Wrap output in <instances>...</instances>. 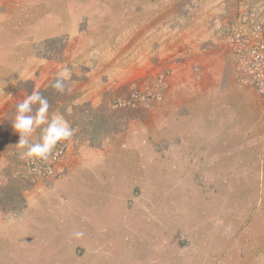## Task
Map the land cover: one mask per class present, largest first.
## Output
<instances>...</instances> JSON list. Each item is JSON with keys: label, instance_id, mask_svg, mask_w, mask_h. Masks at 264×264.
Wrapping results in <instances>:
<instances>
[{"label": "crops", "instance_id": "crops-1", "mask_svg": "<svg viewBox=\"0 0 264 264\" xmlns=\"http://www.w3.org/2000/svg\"><path fill=\"white\" fill-rule=\"evenodd\" d=\"M122 2L80 0L78 4L61 3L55 8L61 12L57 13L58 20L55 17L57 21L50 28L54 33L51 37L68 34L74 38L81 36V31L91 29L96 34L101 31L100 35L108 30L109 35L127 37L133 30V36L139 38L145 31H157L159 18L155 6L159 7L160 3L156 0H126L123 2L127 6L124 10ZM149 2L154 4L153 8L149 6L150 9L140 15L136 13L138 7ZM111 3L115 6L113 9ZM249 3V0H199L195 17L185 19L190 21L182 30L180 52L174 37L165 39L162 36L160 42L166 43L168 49L157 58L171 71L165 101L166 122L175 135L174 139L183 138V148L204 147L199 138L207 132L201 127L203 120L206 125H212L208 131L220 134L236 132V138L246 142L245 149L264 148L263 102L260 95L240 81L239 57L235 49L237 32L244 36L255 34L251 28L254 18L251 11L248 13ZM260 4L264 12V0ZM131 5L134 8L131 9ZM186 9L189 10L188 6ZM94 12L101 13L102 20L93 19L89 23L84 20ZM143 21L146 22L142 24ZM261 23L264 26V22ZM12 26V21L1 23L0 38L8 37V34L11 39L20 35L25 46L18 44L14 51V48L8 50L2 46L5 50H0L3 60L0 69L4 71L0 73L9 79L0 80V84L5 85L26 81L31 63L27 47L31 41L29 35L19 34ZM83 45L82 42H71V48L65 54L66 64L73 63V66L79 65V69H83L80 73L74 70L73 74L79 78L73 77L70 82L76 104L94 102L97 91L100 88L103 91L112 89L116 77L111 69L101 74L94 69L86 71L90 61L93 65L94 58L88 59L83 53H88V47L84 49ZM15 51L16 55H13ZM92 53H95L94 48ZM125 53L127 56L116 65L120 73L117 87L133 82V79L126 80V73L132 78L138 73L134 65L137 52L133 49ZM176 57L179 60L181 57V63H171ZM108 60L110 63V58ZM16 69L22 73L18 80L16 75L20 71ZM142 70L145 72L141 76L146 75V70ZM104 75L109 77V83L103 82ZM195 136L199 137L195 139ZM133 142L116 140L101 148L82 147L83 151L78 156L69 147L58 165V176L47 179L48 182L37 180L35 190L29 196L25 195L27 207L21 214V220L0 221V247H4L7 257L13 258L14 246L25 245L27 251L33 246V250L41 252L37 259L53 264H190L187 259L183 263L182 255L173 248L172 229L180 228L185 222L183 210L172 202L164 207L154 205L148 208L141 202L128 206L136 192L140 195L141 191L133 190L140 181L142 163L146 164L141 145ZM109 148H113L110 154L107 153ZM238 159L246 164H264V158L257 162L249 156ZM166 161V176L170 181L167 186L172 189L174 177L179 175V167L174 166L179 162L172 157ZM155 171H158L157 164ZM45 183L51 186L50 190ZM161 190L166 191V195L169 191L172 196V191L159 189L157 183L147 193L152 198ZM82 251L84 256H77ZM2 255L0 260L5 259Z\"/></svg>", "mask_w": 264, "mask_h": 264}, {"label": "rangeland", "instance_id": "rangeland-1", "mask_svg": "<svg viewBox=\"0 0 264 264\" xmlns=\"http://www.w3.org/2000/svg\"><path fill=\"white\" fill-rule=\"evenodd\" d=\"M156 1L160 3L159 7L155 6L159 18L157 31H145L143 37L138 38L134 37L133 30L127 37L109 35L108 30L101 36V31L96 34V31L90 29V31H81L83 33L81 36L73 38L68 34L51 37L54 33L50 28L58 20L57 13L61 12L55 8L61 3L78 4L80 0H0V24L12 21L14 30L19 34H28L31 40L27 46L31 61L29 78L21 83L17 81L16 85L0 84V190L4 193L0 195V221L21 220L22 211L14 209L5 212L3 208L19 206L16 203V199H19L16 193L19 192L25 198V195L29 196V193L35 190L34 186L30 191H22L26 184L23 179L25 176L26 179L33 178L35 183L37 180L48 182L39 170L32 168L30 165L32 158H22L21 154L26 148L21 149L16 146L20 139L19 133L12 127L16 105L34 90L48 88L56 80L55 75L64 68L70 70L66 82L70 91L74 93L70 82L74 78H79L73 74L74 70L80 73L83 69H79V65L73 66V63L66 64L65 54L69 52L71 42L74 44L82 42L84 49L88 47V53H83L87 54L88 59L94 58L93 65L89 60L91 63L89 67L92 68H83L90 72L94 69L93 71L100 74L110 69L115 71L114 86L105 91L100 88L94 96V102L76 104L75 100L54 101L55 106L50 109L54 112L48 113V121L54 115L62 116L73 130V135L67 140L58 142L48 158L61 148H64L65 155L66 150L71 147L73 154L78 156L83 151L82 147L99 148L97 145L101 144V148L116 140L122 143L134 141L133 143L141 145L140 151L146 159V164L142 163L140 181H137L133 190L141 191L140 195L136 192L138 196L133 195L128 206L141 202L142 206L148 208L154 205L164 207L166 204L171 205L172 202L175 207L183 210L185 222L180 228L172 229L173 248L182 255L183 263L187 259L190 264H264V164L255 162L246 164L238 159L249 156L256 162L260 161L264 158V148L245 149L246 142H240L239 138H236L238 136L236 132L220 134V132L208 131L212 125H206L204 120L201 122V127L204 131L207 129V132H204L202 137L195 136V139L199 137L203 142L204 147L201 149L183 148L181 147L183 138L174 139L175 135L170 132L166 122L165 107L171 71L164 67L165 64H160L161 60L157 55L166 53L164 50L168 49L166 43L160 42L162 36L165 39L168 36L174 37L180 46L178 48L180 52L182 30L195 17L199 0ZM249 1L248 13L251 11L252 14H249L254 18L251 20V28L261 29L264 34V26L261 23L264 22V12L261 11L260 4L262 0ZM123 2L125 3L126 0ZM123 2L121 6L125 10L127 6ZM112 5L113 3L111 9L115 7ZM153 5L149 2L138 7L136 13L140 15L150 9L149 6L153 8ZM187 6L189 10L186 9ZM100 14L94 12L83 19L88 23L93 19L102 20ZM189 18L190 20H185ZM145 22L143 21L142 24ZM7 28L10 26L8 25ZM19 36L14 35L12 39L9 34L8 37H1L0 50L4 51L6 47L8 50L14 48V51L18 44L25 46ZM55 38L58 39L53 43L54 46L45 51L43 41ZM23 39L25 40V36ZM4 45L5 47H2ZM161 46H164L163 49ZM74 47L79 46L74 45ZM93 48L95 53H92ZM38 49L42 56H37ZM133 49L138 54L134 65L138 68L139 74L134 76L136 78L134 80L133 76L126 73V80L133 79V82L117 87L119 81L117 76L120 73L116 65L127 56L125 52ZM13 55H16V51ZM178 58L180 60L176 57L171 63H181V57ZM2 61L0 58V64ZM142 68L146 70V75L141 76L145 72ZM3 71L0 69V72ZM16 71H20L16 75L18 80L22 73L20 69ZM8 79L0 73L2 82ZM102 80L105 83L110 81L107 75H104ZM48 121L34 129L28 138L30 143L40 142L41 130L47 126ZM189 123L191 124L190 121ZM112 149L109 148L107 153L110 154ZM133 155L132 153V157ZM170 157L179 162L174 166L179 167L177 169L179 175L174 177L172 189L167 186L170 181L166 176V158ZM195 162L199 163L195 164ZM156 164L158 171H155ZM64 173L65 170L62 171V175ZM120 176L123 179V173ZM155 183L159 189L168 188L172 191V196L169 195V191L166 195V191L161 190L151 198L147 191L153 188ZM45 186L48 190L51 189L49 184L45 183ZM10 200L12 203L7 204ZM25 202L27 205V200ZM32 248L33 246H30V250L27 251L25 245L14 246L13 258L9 259L4 247L1 246L0 257L4 254L5 259L0 260V264H53L51 261L37 259L38 253L41 252ZM77 256H84V251Z\"/></svg>", "mask_w": 264, "mask_h": 264}, {"label": "clouds", "instance_id": "clouds-1", "mask_svg": "<svg viewBox=\"0 0 264 264\" xmlns=\"http://www.w3.org/2000/svg\"><path fill=\"white\" fill-rule=\"evenodd\" d=\"M69 75L70 70L68 68L60 70L52 87L63 92L65 81L69 78ZM37 104L39 107L36 108L35 114H32L33 105ZM48 111V99L35 90L16 105L12 127L20 135L16 146L21 149L26 148V151L21 154L22 158L46 159L58 142L67 140L73 135V130L62 116L54 115L48 121ZM46 121H48L47 126L41 130L40 142L30 143L28 138L34 129L45 124ZM77 235L79 236L81 233H77Z\"/></svg>", "mask_w": 264, "mask_h": 264}, {"label": "built area", "instance_id": "built-area-1", "mask_svg": "<svg viewBox=\"0 0 264 264\" xmlns=\"http://www.w3.org/2000/svg\"><path fill=\"white\" fill-rule=\"evenodd\" d=\"M254 35L236 33V49L239 57V79L249 88L257 92L263 102L264 110V39L261 29H254ZM64 148L56 150L46 159L32 158L35 169L47 179L58 176V165L64 155Z\"/></svg>", "mask_w": 264, "mask_h": 264}, {"label": "trees", "instance_id": "trees-1", "mask_svg": "<svg viewBox=\"0 0 264 264\" xmlns=\"http://www.w3.org/2000/svg\"><path fill=\"white\" fill-rule=\"evenodd\" d=\"M57 39L58 38L44 41V46L46 48L45 51H47L48 48H51V46H54L53 43H55L57 41ZM36 54H37V56H42L39 49H38V52H36ZM44 57H46V56H44ZM38 92H40L44 97H46L48 99V102H49L48 113H50V111L54 112L53 110H50L51 107L55 106L54 101L62 100V101L71 102V101H74L76 99V95L72 91H70L69 86H68L66 81H65V90L63 92H60V91H57L56 89H54L52 87V84L46 89L38 90ZM38 107H39L38 104L33 105V114H35V110ZM100 146H101V144L97 145V147H100ZM30 162H31L30 165L32 166V168H35V164L33 163L34 161L31 159ZM23 179L26 182V184L23 187L22 191L32 190L35 186V181L33 180V178L28 177L26 179V176H25V178H23ZM3 194H4L3 191L0 190V195H3ZM15 195L18 196V198H19V199H16V203H18L19 206L15 207V208H10V209L9 208H3L5 212H9L10 210H14V209H17L18 211L23 212L24 209L27 207L26 202H25L26 200H25L24 196L21 195L19 192L16 193ZM1 197H3V196H1ZM11 203H12V200L8 201L7 204H11ZM17 210H15V211H17Z\"/></svg>", "mask_w": 264, "mask_h": 264}, {"label": "bare ground", "instance_id": "bare-ground-1", "mask_svg": "<svg viewBox=\"0 0 264 264\" xmlns=\"http://www.w3.org/2000/svg\"><path fill=\"white\" fill-rule=\"evenodd\" d=\"M253 260V259H252Z\"/></svg>", "mask_w": 264, "mask_h": 264}]
</instances>
